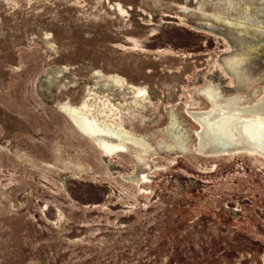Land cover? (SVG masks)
Masks as SVG:
<instances>
[{
  "label": "rangeland",
  "instance_id": "rangeland-1",
  "mask_svg": "<svg viewBox=\"0 0 264 264\" xmlns=\"http://www.w3.org/2000/svg\"><path fill=\"white\" fill-rule=\"evenodd\" d=\"M204 4L208 18L244 21L246 35L203 29L189 14L194 0H0V264H264V163L237 154L212 167L192 153L181 116L197 85L236 90L218 74V58L238 65L237 88L248 98L264 83V36L253 28L264 25V0ZM45 56L80 85L96 68L144 84L157 125L160 109L172 107L188 151L162 155L159 137L143 129L160 154L137 192L118 177L130 172L129 157L103 156L52 107L76 96L56 94L70 72L44 85Z\"/></svg>",
  "mask_w": 264,
  "mask_h": 264
},
{
  "label": "bare ground",
  "instance_id": "bare-ground-1",
  "mask_svg": "<svg viewBox=\"0 0 264 264\" xmlns=\"http://www.w3.org/2000/svg\"><path fill=\"white\" fill-rule=\"evenodd\" d=\"M194 2L196 6L194 14L197 16L223 23L233 30L232 33L235 36L236 34L240 36L246 35L245 32L240 30L244 25V21H238L232 17L231 19L226 17L224 20L219 17L208 18L200 12L203 10L202 5L205 0H194ZM241 17H244V15L242 14ZM229 23H233V27ZM253 26L257 34L264 36V25L256 23ZM41 35L44 47L49 53H53L55 45L50 33L44 31ZM241 38L239 37V39ZM231 51H238V46L235 50ZM218 61L223 64V66L219 65L223 68L222 72L231 75V77H226L232 79V84H234L236 90L229 94H223L224 92H222L219 86L221 82L218 81L213 72L209 74V77L217 80L219 83L209 80L193 88L191 91L192 100L193 95L201 92L211 101V108H197L196 106L187 108L188 113L195 119L196 116L202 119L201 128L203 131L197 144L193 140L194 143L190 146L193 151L192 153H194L197 146L201 147L202 151L207 155L212 153H229L235 146H247L250 149L264 151V146L258 143V141H250L248 139L246 141L236 138L234 131L229 128L231 124L228 123L231 115H237V118L241 122H255L257 124V128L246 127L244 125L237 127L242 135L246 133V130L249 133H254V129L260 135H264V83L262 82L263 84L258 85V82H256L258 88L253 94L252 99H250L244 90H238L239 88H237L241 79L240 75L238 77L235 73L238 65L224 64L222 63L223 61L221 62V58L216 60V62ZM245 62V59L239 60L240 64H245ZM66 72L71 73V80L61 82L57 87L56 94H66L69 89H72L75 92L76 98L72 100L67 95V97L61 100L54 101L52 107L56 108L68 120L78 134L90 140L97 147V150L101 151L103 156L111 157L118 153L126 154L132 162V170L125 175H128L133 180L134 183L129 184L133 185L137 189V192L143 193V184L146 182L147 175L152 173L157 166L154 160L158 154L154 150L156 147L166 149L167 152L173 153L172 155L174 156L185 154L188 151L183 136V128L172 107H165L167 111L166 120L163 124L157 125L158 119L152 115L154 110L150 108V97L144 84L134 82L118 73H103L100 69L96 68L90 71L89 79L91 81L88 80L86 83L80 85V81L72 75V70L69 71L68 67L64 64L59 66L48 65L46 67V77L43 79L45 81L44 85L47 86L53 77L59 78ZM44 85L37 82L39 90H43ZM103 86L106 88L102 89ZM213 120H221L223 122L221 125L213 123L214 126H211ZM216 128H218L221 135L220 139L207 138L205 135L206 130L214 131ZM143 129L149 130L152 135L159 137L155 141V148L149 143L146 137L147 133ZM237 154L240 153H234L233 155ZM24 155L25 153L21 151L15 153V156L19 158H22ZM64 159L70 161L76 170H80L83 167L80 161L67 157V155H64Z\"/></svg>",
  "mask_w": 264,
  "mask_h": 264
},
{
  "label": "water",
  "instance_id": "water-1",
  "mask_svg": "<svg viewBox=\"0 0 264 264\" xmlns=\"http://www.w3.org/2000/svg\"><path fill=\"white\" fill-rule=\"evenodd\" d=\"M205 6H206V4L202 5V9H204ZM189 11H190L189 14H191L192 16H195V18L197 19V23L200 24L203 29L210 30V31H223V32H225V33H227L229 35H232L234 38H236V36L232 33L233 30L232 29H229L223 23H219L216 20H209V19H204L202 17H199L196 14H194L196 12L195 9L189 10ZM242 39L243 38H241V40ZM34 44H36V43H34ZM236 48H237V44L235 46L234 45H230V50H235ZM52 62H53L52 57H46V56H45V58L42 61L43 64H48V63H52ZM214 65H216V66H219V65L220 66H223V64H221L219 61L218 62H215ZM42 72H39L38 71L36 74H34L31 77V79H32L31 80L32 87H33V85H35V81L34 80ZM218 74L221 75V76H223L225 79H226V76L231 77V75H229L228 73L222 72L221 70L218 71ZM88 80L91 81V79H88ZM105 88H106L105 86L102 87V89H105ZM33 91L35 92L34 87H33ZM64 97H67V95H64ZM40 98H42V97H40ZM44 100H46V102L49 104V107L51 108V99H48V101H47V99L44 98ZM193 101H194V103L191 106H194L195 107V106H197V102H200L201 101L202 102V106L201 107L211 108V101L209 99H207L205 97V95L203 93H201V92H197L195 95H193ZM187 108L188 107H182V109H181V116H182L183 121L186 123L185 126L187 125L186 128L191 127V129L193 130L192 133L191 132H188V134H189V137L192 140H194L195 143L197 144L198 141H199V138H200V136L202 134L201 132L203 131V129L201 128V120L202 119L199 116H196V119H195L193 116H191L188 113ZM160 112L162 113L163 119L159 123H162V122H165V116H167V111L164 110V109H160ZM222 122L223 121H221V120H213V122L211 123L212 124L211 126H214L213 123H216L218 125H221ZM67 123L70 125V123L68 121H67ZM228 123L231 124L229 126V128H230V130L234 131V133L236 134L235 135L236 138H241L243 140L248 139L250 141H258V143H260V144H262L264 146V135L263 136L260 135V133L258 131H256V129L253 128L255 130L254 133H249L246 130V133H244L242 135L240 133L239 129L237 128V127H241L242 125H244L246 127H255V128H257V126H256L257 124L255 122H252V123L241 122L237 118V115H235V116L231 115L230 118H229ZM231 126H232V128H231ZM196 132H199V133H196ZM205 135L207 136V138H211V139H220V137H221V135L219 134L218 128H216L214 131L213 130H210V131H207L206 130ZM197 147L194 150V154H196V155L200 156L201 158H203L206 161V163H210V165H212V167H215L216 166V164L214 162L215 159L221 158V157H223V158H230V157H232V155L234 153L245 154V155H248L251 158H254V159H256V160L264 163V151H262V150L260 151L259 149H250L247 146H243V147H241V146H235L234 148L231 149L232 151L229 152V153H225V154H214V153H212L210 155L205 154L202 151L201 147H198V150H197ZM164 150H166V149H164ZM99 154H100V152H99ZM158 154H160V153H158ZM161 154L162 155L171 156V154H173V153H171L169 151L168 152L162 151ZM52 160H53V158H52ZM157 161H158V159H157ZM131 163L132 162L130 161V164ZM208 168H210V167H208ZM131 170H132V165H131ZM118 177H119V179L121 181H123L125 183H128V184L129 183H134L133 180H131L128 175L120 174ZM263 255H264V252H263Z\"/></svg>",
  "mask_w": 264,
  "mask_h": 264
}]
</instances>
